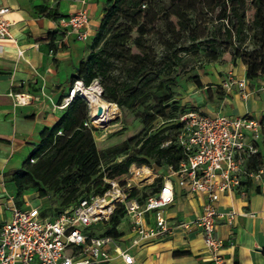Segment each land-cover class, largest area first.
<instances>
[{
  "label": "crops",
  "instance_id": "0c3cea01",
  "mask_svg": "<svg viewBox=\"0 0 264 264\" xmlns=\"http://www.w3.org/2000/svg\"><path fill=\"white\" fill-rule=\"evenodd\" d=\"M106 1H86L88 37L81 42L64 34L55 18L45 15L53 10L56 17L70 15L80 7L76 0H56L55 4L52 0H0V6L9 9L7 19L11 22L10 39H0V226L9 219L12 208H36L49 217L47 199L38 198L32 189L16 198L17 189L7 174L21 166L38 145L41 132L50 129L61 115L54 106L88 53ZM194 73L195 77L176 91L180 107L209 116H248L256 121L264 116V76L247 80L239 59L231 61L224 53L217 61L201 63ZM228 76L242 80L243 89L232 86L223 92L220 85ZM20 98L26 102L19 104ZM200 205L199 198L174 188L172 204L161 211L171 227L167 236L129 246L131 234L124 222L121 229L119 225L115 229L121 234L116 244L127 248L132 264H212L199 231L175 227L194 220ZM215 208L235 213L230 226L216 224L214 236L220 240L222 263L264 264V194L260 187L248 188L243 196L220 194ZM146 220L149 223L150 216ZM111 255L108 264H121L115 254Z\"/></svg>",
  "mask_w": 264,
  "mask_h": 264
},
{
  "label": "trees",
  "instance_id": "16d2710c",
  "mask_svg": "<svg viewBox=\"0 0 264 264\" xmlns=\"http://www.w3.org/2000/svg\"><path fill=\"white\" fill-rule=\"evenodd\" d=\"M161 1L107 0L96 33L89 43L88 53L71 76V82L77 80L83 87L89 88L98 79L101 98L106 103L133 111L136 100L147 88L160 83L162 79H171L172 69H182L181 58L178 56L180 52L191 50L195 54L198 51L204 62H213L229 50L230 60L237 58L245 67L247 80L264 76V0H234L236 6L231 5L233 0H168L170 6H177L175 23L170 29L180 37H185L190 44L184 47L181 43L167 41L160 57H156L151 51L149 39L143 36V26L139 24V19L141 15L153 11ZM246 2L252 12L249 22L242 9ZM202 10L216 14L212 20L199 23L197 17ZM44 11L45 8L42 13ZM45 15L55 18V21L61 17H56L55 10ZM132 27H136L142 35L141 48L136 51L126 48L121 41L122 35ZM198 28L204 35L199 42H195ZM245 40L253 46L252 51L242 52L234 46V43L242 45ZM236 50H239V54H236ZM113 62L121 65L118 76L109 72ZM194 77L192 71L189 78ZM171 96L168 92L158 98L155 107L146 112L150 121L159 117L168 124L152 133L145 130L134 139L131 154L102 172L100 157L88 126V104L74 95L56 123L41 132L38 145L31 150L21 166L7 174L8 180L17 189L15 197L18 198L27 189L34 190L38 198L47 199L51 208L48 215L53 217L88 194L102 193L107 185L100 180L126 176L132 164L137 167L147 166L152 161L157 168L175 167L181 160L177 148L173 144L162 146L165 141L172 139L177 128L172 120L181 114L180 106ZM187 110L182 108V113ZM260 122H264V116ZM263 163L264 148L260 147L258 153L249 159L248 168L257 170ZM159 183L151 188L149 194L156 191ZM147 194L133 190L129 197H136L140 202ZM122 213L120 207L114 209L105 222L107 228L101 230V236L117 239L121 235L115 229L122 219ZM262 256L264 258V250Z\"/></svg>",
  "mask_w": 264,
  "mask_h": 264
},
{
  "label": "built area",
  "instance_id": "2783aa9c",
  "mask_svg": "<svg viewBox=\"0 0 264 264\" xmlns=\"http://www.w3.org/2000/svg\"><path fill=\"white\" fill-rule=\"evenodd\" d=\"M76 1L80 7L59 17L56 25L64 34L83 42L88 37L87 0ZM8 13V8L0 6V39H10ZM78 85H82L80 81L71 82L68 94L54 108L63 110L65 107H60L69 103ZM232 86L241 91L244 83L228 76L220 88L228 92ZM17 102L24 104L26 99ZM172 123L177 128L162 146L173 144L177 148L181 160L175 167H161L160 173L151 176L149 168L138 169L132 164L126 176L103 179L107 187L102 193L88 194L53 217L41 216L36 208H12L9 219L0 226V264H108L112 253L121 264H132L127 248L119 247L110 236H101L96 225L107 222L114 209L120 207L131 234L129 246L161 240L171 232L161 211L172 204L174 188L201 200L196 218L175 227L183 231L197 229L212 264H223L215 228L217 222L230 226L235 213L217 212L215 205L220 194L243 196L250 187H260L264 194V163L257 170L248 168L249 159L260 150L258 138L264 122L248 116H209L189 109ZM134 172L147 185L155 179L160 181L157 191L140 202L129 197L135 189Z\"/></svg>",
  "mask_w": 264,
  "mask_h": 264
},
{
  "label": "rangeland",
  "instance_id": "374dc122",
  "mask_svg": "<svg viewBox=\"0 0 264 264\" xmlns=\"http://www.w3.org/2000/svg\"><path fill=\"white\" fill-rule=\"evenodd\" d=\"M55 1L56 0H52V3L55 4ZM231 5L236 6L237 4L233 0L231 2ZM242 9L245 11L247 22H249L252 12L248 7L247 2L245 3V5H243ZM176 11V5L170 6L168 4V0H163L155 5L153 11L141 15L139 19V24H142L143 26V36L149 39L151 51L153 52V54H155L156 57H160V54H162L163 52V46L167 41H173L178 44L181 43L184 47H188V44H190L185 37H180V35H177L176 33H173L171 31V27H173L175 23L174 14L176 13ZM215 14L216 12L212 13L202 10L197 17V21L199 23L202 21L207 22L208 20H212ZM165 15L166 17H163ZM209 31L212 32L211 27H209ZM203 35L204 32L200 28H198L196 30L197 40L195 42H199L202 39ZM141 36L142 35L140 34V32L136 30V27H132L128 33L122 35L121 41L126 48H129V50L131 51H136V49L141 48ZM234 46H237L242 52H250L253 50V46L247 40H245L240 46L234 43ZM225 53L230 57L229 50ZM236 54H239V50H236ZM178 56H180L181 58L182 69H179L177 67L172 69L173 73L171 75V79H162L160 83H155L147 88L136 100L135 108L133 111L117 108L118 113L115 116H111L106 119H94L95 121L93 120V118L88 116V126H90L91 136L94 140L95 147L101 161L100 171L104 172L106 168H108L112 164L121 162L127 155L131 154L133 150L132 143L134 139L136 137H139L145 130L148 133H152L158 128H163L168 124L163 121V118L159 117H154V119L150 121L146 116V112L148 113L151 108H154L156 100L165 96V94H167L168 92H170V94L172 95L171 99L176 101V97L178 96V93L176 91H178L183 86V84L188 81L191 72L194 71L200 63L204 62L203 59H200L202 54L198 51L195 54L191 50L186 53L180 52ZM120 71L121 65L117 62H113L109 69L110 74L118 76ZM181 72H186V74L184 75V73ZM93 82L97 83L99 86L98 79ZM70 84L71 81L69 82L64 95L60 96V98H64L68 94ZM60 100L56 105L60 104ZM182 108L183 110H187V108L179 107V112H181V114ZM54 110L61 111V113L63 111L57 110L55 108ZM258 143L259 146L263 149L264 129H262L259 134ZM136 167L137 166H135V168ZM140 167L149 168V173L151 174V176L162 171L161 169L157 168V166L153 165L152 161H149L147 166L142 165L137 168L139 169ZM95 181L96 180H94L93 182ZM132 181L135 188L134 190L139 194L141 192H144L146 194L149 193L151 188H153V186H155V184L157 185L159 182L158 179H155L152 183L153 185H147V183L143 181V178L138 175L135 176V174H133L132 176ZM99 182L103 183L102 180H100ZM124 222V219L120 221L118 229H121ZM106 226V223H99L96 225L95 229L96 231H101L103 230V228H107Z\"/></svg>",
  "mask_w": 264,
  "mask_h": 264
},
{
  "label": "bare ground",
  "instance_id": "6f19581e",
  "mask_svg": "<svg viewBox=\"0 0 264 264\" xmlns=\"http://www.w3.org/2000/svg\"><path fill=\"white\" fill-rule=\"evenodd\" d=\"M100 87L97 83H93L89 88H85L82 85H78L73 89L72 97L74 95L81 96L88 104V109L90 111V117L94 119H106L111 116H115L118 113V109L115 105L106 103L101 98ZM60 107L61 109L64 108ZM99 110V113L96 111ZM95 121V120H94ZM135 176L137 172H134Z\"/></svg>",
  "mask_w": 264,
  "mask_h": 264
},
{
  "label": "water",
  "instance_id": "95a60500",
  "mask_svg": "<svg viewBox=\"0 0 264 264\" xmlns=\"http://www.w3.org/2000/svg\"><path fill=\"white\" fill-rule=\"evenodd\" d=\"M80 98H82L81 96H79ZM83 99V98H82ZM84 100V99H83ZM86 106H87V104H86ZM87 109H88V106H87ZM96 113H99V110H97L96 111Z\"/></svg>",
  "mask_w": 264,
  "mask_h": 264
}]
</instances>
